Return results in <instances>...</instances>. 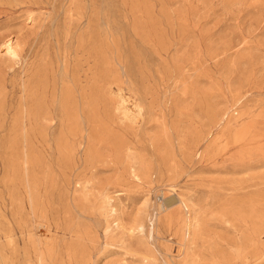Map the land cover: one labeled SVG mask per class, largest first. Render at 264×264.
<instances>
[{
	"label": "rangeland",
	"instance_id": "obj_1",
	"mask_svg": "<svg viewBox=\"0 0 264 264\" xmlns=\"http://www.w3.org/2000/svg\"><path fill=\"white\" fill-rule=\"evenodd\" d=\"M0 264H264V0H0Z\"/></svg>",
	"mask_w": 264,
	"mask_h": 264
},
{
	"label": "bare ground",
	"instance_id": "obj_2",
	"mask_svg": "<svg viewBox=\"0 0 264 264\" xmlns=\"http://www.w3.org/2000/svg\"><path fill=\"white\" fill-rule=\"evenodd\" d=\"M3 45L7 49L9 55H11L13 58L19 55V51L16 45L10 40L6 41ZM170 167L173 170L175 166L173 164ZM169 186V194L165 196V199H163L162 196H159V198H157V203H159V205L156 208L155 219L161 216V222L168 228L174 226L177 222L182 224L185 228V234L182 238L181 244L184 247H188L193 243L197 235L198 222L196 216L192 214H186L183 220L180 213V207L182 206L187 210V208L189 207L188 205H190L193 212V203L195 202V197L190 193L180 191L178 188L171 184ZM162 193L164 194V192ZM153 224L154 225L152 226V228L155 230V223Z\"/></svg>",
	"mask_w": 264,
	"mask_h": 264
}]
</instances>
